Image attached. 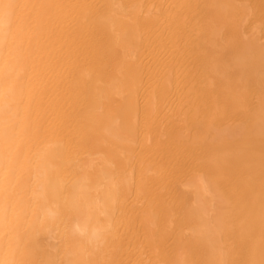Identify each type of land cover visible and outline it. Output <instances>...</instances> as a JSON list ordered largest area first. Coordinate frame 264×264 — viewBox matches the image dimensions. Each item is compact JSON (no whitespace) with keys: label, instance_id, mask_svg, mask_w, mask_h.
I'll return each instance as SVG.
<instances>
[{"label":"bare ground","instance_id":"1","mask_svg":"<svg viewBox=\"0 0 264 264\" xmlns=\"http://www.w3.org/2000/svg\"><path fill=\"white\" fill-rule=\"evenodd\" d=\"M16 1L17 0H15V5H16ZM87 1L88 0H86L85 3H87ZM89 1L91 8L89 7L88 4L87 6L90 8L88 13H90L91 16L88 15L87 17L91 18V22H89L91 23L89 25L91 26V28H89L88 26L89 30L91 29L90 30L91 32H89L88 30V32L91 34V35L89 34L91 36V41L89 42L88 41L89 39L88 40L85 39V41H88L89 44L91 43V49H90L91 51H87L86 49L84 50V55H86L85 54L86 52H88L89 54L87 59L85 58L84 64H86V66L90 65L94 69V72L95 71L97 72L95 73L90 72L91 73L90 74L88 72L89 68L85 67L86 69H88L86 70L83 67L84 65L81 66L82 70L81 69L79 70L78 67L80 68L81 61L79 60L80 65L75 61L79 65L76 67L75 65L77 64L74 65V67L77 68L74 71L79 70L77 71L78 72L77 80L79 82H82L83 84V80L87 78L88 80L87 79L86 80L93 85V87L91 85L89 86H90V90H93L94 92L93 95L95 96L93 100L94 102L95 100L98 99V102L99 103L101 102L100 104H102L103 99H109V101L112 100V103H114V102H119V99L116 101L117 98L115 99V97H120V99L122 100L123 98L124 99L127 98L128 103L127 104L125 103L126 106L123 107L124 110H130L131 112L128 114L125 113L126 119H124V121L122 120L121 116L119 117V115L114 113L116 109L114 112L112 111L113 113L110 112L113 109H111L110 111H105L103 113L102 111L101 113H98V111L100 110L99 106L101 107L100 104L99 106H96L94 104L93 107L92 105L88 107L86 104L85 106L88 108L86 109L85 107L86 110L84 109L85 111L83 112L82 118L81 116H79L81 119H83L82 121L78 119L79 117L76 116L75 113L74 118L76 119L78 117L77 118L79 120L78 122L83 123L82 124L83 127L85 123V127L83 129L85 130V128L88 127L87 129L89 131L87 129L85 131L82 130V126L78 122L77 123L79 125L75 123L77 125V128L81 129L82 133L89 132V134L84 133L85 134L84 136V134H82L79 129L78 130L76 129L78 133L81 134L80 136H83L84 138L87 137L88 139L84 140V138H82L83 139L82 141L81 137L79 138L77 133L76 135L78 136L79 140H81V142L74 141V144L72 143V145L75 148L74 147L72 148L77 150V148L79 147H76L77 145L76 142L77 143L79 142L80 147L82 146V144L84 148L88 146L90 147L91 152H87L86 155L85 152L83 151L84 149L81 151L78 150L77 151L79 152L78 154H80V152L82 153L84 152V155L86 157L83 158L82 156V158H79L77 160L73 158L71 161H69L70 159L68 156L69 163H67V165L69 167L68 166L67 167L69 169H67L66 172L67 174H66L65 173L66 170H64V172L62 170L64 169L63 166H65L67 158L65 160V163L64 161L63 162L61 161L62 150L60 148L63 149L62 140H65L66 138L65 136H67L68 135L67 133H69V131L71 130L70 128H68L69 126L66 127L70 129L68 130V132L65 131L66 128L64 130L66 132L64 133L65 136L63 135L64 138H62L63 136L59 135L60 133L56 134L57 126L59 125L55 126L56 128V130H54L56 132L55 136L56 137L61 136L62 138V140H60L62 144L61 146L59 145V142L58 144L54 143V140L50 136L49 137L50 139H48L45 142L43 141L44 143L43 142L41 143L42 147L37 148L36 146L38 144L36 145V143L38 142L35 143V139L38 136L40 137L42 135L40 128H39L40 135L38 133L37 136L35 129H34V133H31V131L28 129L29 127H31V125H33L32 122H30L31 119L29 120V125L27 124L25 126V124L28 122V120H25L24 117L26 116L27 113L26 111L29 110L31 114V109L28 108L30 102L28 101L29 102L27 103L28 106L26 105V103H24L28 109L27 108L25 109L26 106H21V108L23 107V110L21 109V112L24 111L22 112L23 115L21 114V112H19V114H16L15 112V110H17L18 104L19 107L21 104H23L22 99L24 101V98L27 97V93L24 94L26 92L23 89L25 88L23 87L24 84L22 83L21 84L22 86L19 84L20 82H23L22 80L18 82V84H16L17 82L12 83L10 77L14 78L13 76L16 77L18 76L16 79H14L16 81L18 78H20V71H21L22 75L25 76L24 79H26V75L23 74L26 72V69L25 68L21 69L22 67L21 65H23L24 62L22 63L20 61L21 58L24 61L23 57L25 58V56L28 55L29 50L28 51L26 50L28 53L26 51L24 52L21 48L22 46L21 47L18 46L22 50L21 53L22 52L25 53L24 54L25 56L23 57L19 55L21 53H18V51H20L18 47H17L18 48L17 51L16 49L13 50L14 53L16 51L14 58H16L17 54L20 58V61H18V63L16 59H15L16 61H14L15 63H17L18 67L15 63L10 61L11 58L13 57L10 56L11 53L10 54L7 53L8 58L10 60L6 57L7 55H4L3 57L2 48L6 44H8L10 37H13L11 34H13L16 31V30L14 31L13 29H14L15 21L17 19V17L15 16L17 14H15V10L13 9L15 7V6L13 7L14 4L13 0H0V81L2 82V83L0 82V264H31V263L32 264H96V261L97 264H100L101 261L100 263L98 261L102 255L105 256L104 253H106V251L109 248V247L107 248V245L109 243L112 244L113 241L112 239L115 238L118 239L119 237L124 238L125 233L123 234L121 233V229L123 227H124L123 228L124 231L125 229H127L128 232L127 231L126 232L128 236L129 234L132 233L134 235V231L135 232L137 231L138 234L137 238L139 237V234L146 236V234L144 233H147V235H149L148 231H151L150 230L151 226L152 225L155 226V224L151 222V217L153 216L152 220L153 218L154 221L160 219L156 223L160 221L162 223V226L163 223L166 222V228L165 225L163 226L165 232L163 231L162 234L165 233V235H167L169 231L172 232L173 230L175 231V229L173 228H171L172 230H170V227L172 226L176 227V225L174 226L173 224V222H177V220H179L177 217H174L176 216V213L179 214L181 217L183 216V218H185V219L182 218L181 220L182 221L185 220L184 222L187 224L188 227L184 224L185 227L181 226V228L184 227L182 228V230L186 229L185 232L183 231L185 234L181 235L182 234V230H181V234H180L181 236H178L179 233L175 235L177 237V238L175 237V241L177 240L176 242L179 244L178 247L176 246L177 247L176 249H179L178 251L181 252L179 253L178 251L175 250L176 255L178 254L177 256L178 258L177 260L175 258L172 264H191V263L192 264H240V263L264 264V40H263L264 26L261 25L262 23H260L259 26H263V31L261 32L260 30L262 29L259 30L258 29L259 26L258 28H256L255 25L254 28L253 25L255 23H252L253 24L252 25L251 20H248L249 18L248 15L251 16V11L249 12L248 9L252 8V1L250 2L251 4L249 3L248 0H89ZM246 1L249 3L248 5ZM255 2H257V0ZM263 2L260 1V3ZM35 3L37 5L38 2H36L35 0ZM43 3L46 5L47 1L45 0V2ZM21 4L24 5V3ZM263 4L261 5V7H263ZM28 5L30 6V4ZM20 6L21 5L19 4L18 9ZM254 6L256 7V5ZM39 7L41 8V6ZM255 7H253L252 9L254 11V12L252 11V13L253 14L255 13L254 17H256V15L260 11L262 12V14L259 13L258 15L263 16L264 9L258 10V6H257L256 7L257 12L259 11L257 13L254 10ZM34 8H35V4H34ZM45 9H47V7ZM31 10L34 11L35 9L34 10L31 9ZM41 11L44 13L45 10H41ZM36 12H38V10ZM84 14H85L84 16L86 17V12H84ZM37 16H39L37 18L39 21L35 19V22L38 23L40 22L41 16L38 14ZM260 16L258 17L260 18ZM185 18L190 20V24L187 26L189 27L188 29L186 28L187 25L186 20L184 24ZM256 18H252V19H256ZM261 19L263 20L264 18L262 17ZM16 22L19 24V20H17ZM22 22L25 23L28 22V20L25 21L23 19ZM194 22L196 23V25L194 26V30L192 31V28L190 26L192 24L193 27ZM37 23L35 25H37ZM27 24H29V22L26 23V27ZM40 24L43 25L45 23L41 22ZM81 25L83 24L81 23ZM40 26L38 27L41 28V30L39 29V31L41 32L43 28ZM251 26L253 27V29L250 30ZM32 27H30V29ZM22 28L19 31H22ZM26 31L28 30L26 29ZM165 32L167 33L170 32L173 38L176 37V39H178L179 36L181 40L183 39L184 42H186V40L189 41V42L187 41L186 43L187 44L189 43L190 46L187 47L190 48L188 49L190 53V62L189 60H187V56L189 53L185 51L183 48H180L181 46L175 47L174 52H172V54L178 53L179 57L180 55L181 57H183L182 59L183 61L185 58V53L183 56L181 54L182 50L180 51V49H183L184 52L187 53L185 61L186 62L188 61L187 65L189 66L184 68L183 70L186 69L188 75L187 76L185 75V77H187L186 81L185 78L182 77L184 79L182 83H184L185 81L186 85L184 84V90L183 89L180 90L182 93L184 92L185 96H187L191 100L190 101L191 103H193L192 101L195 100L196 102L197 100L199 102L197 103L200 104L198 107L201 106L200 108L201 115L199 116V119L201 117L202 119L200 121H198L199 119L196 120L198 122L194 124L189 123L191 122L190 121L191 118L190 119L188 118L187 120L189 121L188 123L190 125L194 126V129L196 131V133L194 131V133L196 134L194 137L196 143L194 142L193 138L191 139L192 135L191 137H189L193 129L190 130L191 126L187 127L189 125L188 123L186 127H183L184 129H181L179 128L180 125L179 127L175 126V124L177 125L176 121L174 122L175 124L173 123L174 117L173 119L171 118L173 121H170L171 119L168 120L170 122V125H172L170 126L171 129L173 128V131L175 129L174 135H173L174 132H172L171 129L164 127L165 124L167 125V123L169 125V122H164L165 123L163 124L164 126L160 124L163 122V119L165 117H166L165 119H168L169 116H171L174 112H176L177 107L174 109L171 115L169 116L167 115L168 117L166 115H162L164 116L162 122L160 120V117H158V115H157L158 118L157 120L160 121L159 123L157 120L153 119L154 122L156 121L159 124L158 125L157 123H154V125L157 124L156 126L158 128L156 129L155 126L153 129V130L156 129L155 133L159 134L157 135V137L151 135L152 133L154 134L153 130L150 132L151 126L153 125V120L151 121L152 125L150 124V127L148 126L147 128L142 127L143 128L142 130L141 128H138L139 126H135L138 125L137 122L133 123L132 121L133 117L141 115V113L142 114L146 113L145 114L146 116L144 115V117L148 116L150 118L149 116L150 111L148 110L149 108L152 109L151 114L154 116L156 115L155 113L156 111L155 109H153L155 107L157 112L160 111L159 115L161 112L163 113L162 109L161 110L157 109L158 105H160L158 106V108L160 107L162 108L163 105V104H158V102L160 103L159 99L162 97L161 103L164 100L166 101L168 100V98L164 97L166 96L165 93L167 86L168 88L171 87V89L174 90V87L171 84H175L176 81L173 83L171 82L174 80L175 77L173 78V80L170 77V80L172 81L169 82L170 81L169 66H172L174 63L171 64L172 63L171 61L169 62L171 65L167 63L168 68L166 67L167 64L166 66L163 65V67H165L168 71V76L166 75V73L161 75L160 71L161 70L164 71V68L160 67L162 66V63L161 65L160 64L155 65L159 63L158 61H160L161 59L160 57H163V55L161 56V54L167 49V47L170 48L169 45L166 48H164V46L167 45L166 43H168L167 40L166 41L164 40L167 39V36L166 38L165 36L164 38L162 37L163 33ZM83 33L84 32L82 31V34ZM29 34L30 33L27 34L28 37L31 36V35L29 36ZM86 35H88V33H86ZM184 37L186 38V40ZM148 38H152V41L151 39ZM38 39H36V42ZM148 41H150L151 43ZM30 43L31 42H29L28 45H30ZM177 44L178 42L176 43V45ZM39 46H37L38 49ZM145 46H147L146 49ZM10 48L8 47L7 49ZM88 48L89 47H87V49ZM143 48L145 50H143ZM177 48L179 51H176ZM145 51L147 53L149 52L148 55L153 53L157 56L158 63L155 62L154 65L152 64L154 69H156V67L161 68V70L160 68L157 69L159 70L158 72L160 76L156 74L155 76H152L156 72L155 70H151L152 69L151 68L150 70L154 71V73L151 72L150 73L151 75L146 73L147 75L150 76V78H148L149 80L147 78L145 79L143 78L144 80H142V77H146L143 76L145 75L143 74V72L145 73V70L147 72V68L149 67L144 65L145 63L143 59L145 58L144 56L147 54L145 53ZM166 51L165 53L169 52ZM170 53L171 51L167 54V57L169 56ZM158 54H160L159 55L160 57L158 56ZM155 55L151 56L152 57L151 63L154 61V58L156 59ZM78 56L79 55L77 54L76 57ZM173 56L171 57L169 56V60L171 58L172 61L181 59V58L178 59V57H176L177 59H175V56L174 58ZM151 57H146V59L147 58L151 59ZM79 59L82 60V58ZM29 60H31V58ZM182 61L180 60V63ZM185 61L183 63L186 65ZM26 62L27 64H30V62H28V59ZM176 63H178V61H176ZM19 64H20V69H19V73H17L16 72L17 70L15 69L19 68ZM40 65L41 64H38V66ZM147 65H149V63ZM175 65H177L178 67L179 63ZM27 66L28 65H26V67ZM31 66L33 67V65ZM35 67L36 65L34 66V68ZM94 67H98V69L95 70L96 68ZM183 67L180 68L182 69ZM83 68L85 71L83 70ZM172 68H170V70L173 71L175 68L173 69ZM180 68L179 70H177V72L182 71ZM23 70H25V72H22ZM175 70L173 71V73L171 71L172 75L176 73ZM167 71L165 70V72ZM182 74L184 76V73ZM1 76H4L5 78L7 77V79L5 80L7 81L11 80L8 81V83L10 82L11 83L6 84L7 82H4L1 79ZM92 76L94 79L92 78ZM146 79L147 81L154 79L153 80L154 82L152 81V83L153 86H156V88H154L155 90L152 92L148 90V92H150L148 93L146 89L150 84H146L147 82L146 81L145 90L147 93L145 94L144 92V94H142V90L140 89L141 85L139 86V84H141V82L145 81ZM87 83L85 85H87ZM155 83L156 85H154ZM179 83H181V81H179ZM177 84L175 85L177 86ZM79 87H81L80 84ZM79 87L77 88L79 94L78 97L76 96L77 97L76 102H78L79 96H80L79 98L80 100L82 98L80 94H82L83 90L82 88ZM142 87L143 85L141 86V88ZM79 89L82 90V92H80ZM176 90L177 89H175V92ZM22 92H24L23 93L24 96L22 95ZM86 92H87V88L85 89V93ZM87 93L91 94V92H87ZM87 93L85 97L87 96ZM176 94L180 95L181 93L176 92ZM221 94L223 95V97ZM181 95L183 97V94ZM122 96L124 97L122 98ZM89 97L90 96H88L87 98ZM29 98L27 100H29ZM218 98L220 100L222 99L223 103L225 104H227L228 102L230 103V101L232 100V104L230 103L231 105L229 104L228 106H226L224 104V106H226L227 109L229 107V112L226 111V114H230V118L232 121L230 123H234L237 120L236 121L237 124L236 123L227 124V122L226 124L221 123L222 119H224V121H228L230 119L229 116L225 114L224 116L222 114V117L216 118L218 114L216 115L215 113H213V111L214 108H217V106L213 108L210 103L215 99H217L218 102L219 101ZM85 99H83L82 101H84ZM18 100L21 101L18 102ZM174 101H177V98ZM84 102L86 103L89 102V104L91 103L88 100H85ZM123 103L119 105V108ZM182 103L183 102L181 99V103H178L180 104V107H178V109L180 108L179 110L181 111H182L181 106L183 105ZM191 103L186 105L190 106ZM219 103L217 105L221 106L222 104L220 101ZM115 104L117 105V103ZM167 104L165 105V107H167ZM176 104L177 103H175L174 106ZM36 105L39 106L38 103ZM41 105L42 102H40V106ZM104 105L106 107V103ZM107 106L109 105L107 104ZM185 106L184 108L186 109L187 107ZM192 106L190 108H192L193 111H196L197 109H195V107L197 106L195 105H194L195 107ZM30 107L33 108L34 106L31 105ZM96 108H98L99 110ZM34 111L37 112L39 111V109L37 111L36 110ZM186 111L187 110H185V112ZM237 111H240L241 113V115L237 113L239 117L236 116L235 112ZM153 112L155 114H153ZM32 113L33 114L31 115V117L34 116V120H36L34 115L36 113H34L33 111ZM37 113L39 114V112ZM68 113L70 112L68 111ZM168 113L169 112L167 111V114ZM191 113L193 112L191 111ZM234 113H235L234 115L235 119L232 120L234 117L232 114ZM51 114L52 113H50L49 115ZM21 115L24 118L21 117L20 120ZM77 115H80V112ZM141 116L143 117V115ZM141 116L140 118L137 117V119H140V121L142 122H140L139 120H135V118L134 121H139L140 125L141 123H143L144 125L146 119L145 120L143 119L144 120L143 121L141 119ZM172 116H174V114ZM179 116L177 117L179 118ZM226 116H228L227 117L228 120H226L227 119L225 118ZM57 117L59 118V116ZM196 118H198V115L196 116ZM48 119L49 118L47 117L45 121L43 120L45 122L44 125L49 124L50 121H48ZM77 119L75 121H77ZM165 119L164 121H167ZM183 119H185V116ZM50 120H52V117ZM176 120L178 119L176 118ZM39 121L41 120L39 119ZM47 121L48 123H46ZM64 122L65 119L63 120V123ZM72 122L71 123L69 122L71 124L70 127L72 126ZM35 123H37V121H35ZM40 125L43 124L40 123ZM64 125L66 126V124ZM76 125L74 126V128L76 127ZM36 126L37 125H35V127ZM43 126L42 128L44 127L47 128V125L44 127ZM177 127L179 128V130H185L186 128V130L190 132L188 134V132L185 130L188 135L186 134V136H183L184 133H181V131L179 132ZM58 129L60 128L58 127ZM167 129L170 130L171 132L170 131L166 132L168 131ZM36 130L38 129L36 128ZM45 130L46 129H43L42 131L45 132ZM62 130L58 132L62 133ZM27 131L29 132V134L30 133L31 135L33 134L34 138L35 136H37L34 139L33 136L30 135L31 136L30 139H33L32 141L31 140L30 141L34 142V146L36 147L34 148L36 149V151L34 150L35 151L34 154L33 152L32 154H30L33 148H30V146L28 147V142L26 139L29 136V134H27L28 133ZM54 131H52V135L54 134ZM146 131H149L151 136H148L149 132L147 133ZM176 131L177 133L179 132L178 135L180 139L183 137V139L188 140L190 143H188V146L185 148L184 147L185 145L183 146V144H181L183 143V141L181 142V140H179L181 143H179V141H176L177 145L173 143L174 144L173 146L175 148L174 149L175 152H174L172 148L171 138L177 135ZM49 132H48V136H49ZM161 133H163V135L166 134L165 135L166 137L164 138V136ZM180 133L182 135H180ZM167 134H169L171 137L168 138L171 141L167 140L171 143L170 145L168 142V148H167V143H165L167 142L165 139L167 138V136H169ZM76 135H74L72 139H75L77 137ZM142 135H144L145 137H142ZM161 135L163 136L164 139H162ZM93 136L95 137L93 138ZM89 137H91V139L92 138L95 139V141L97 142L92 141ZM149 137H152L153 139ZM42 138L43 137H41V139ZM58 138L57 140L60 139ZM189 138L192 142L189 140ZM51 139L53 142L49 141ZM88 140H90L91 142H95L94 143L95 146L98 143V145H100V147H98L99 150L96 151L98 148L94 146L96 148L95 150V148L92 146V143L90 144V141L88 142ZM163 141L165 144H163ZM31 142L29 143V145L32 144ZM133 142H135V144L137 142L136 146L138 147L140 146L137 153L139 156L138 159L142 161H144V158L140 159V157H146L143 156L145 153L148 155V153H150L151 150L152 151H154V149L156 150V148L160 144H163L160 145L161 146L160 149L163 148L165 145L166 148L165 147L164 148L167 151L165 152L164 150L165 153H168V150L171 151L170 147L172 148V151L176 153V151L179 148V145L180 146L182 145V147H180L179 150L184 147L185 148L183 149L184 152L181 151L184 155L181 152L177 151V153L180 154L178 158H180L181 155L182 158L184 157L186 159L187 157L186 161L185 160L184 161L187 162L188 165L190 163L188 159L189 160L191 159L193 161L197 160L195 164L193 162L192 164L195 165V168H197L198 171L196 174L193 173L195 175H193L192 177H188V175L189 176L191 175L187 173L189 172V170L191 171L190 168L193 167L192 169H194V166L193 165L192 167L191 165L188 166L186 163L187 166L185 167L184 164L185 171L184 170L183 171L186 172V170L189 167L190 168L188 169L186 174L182 173L183 172L182 169H180L177 163L174 161L178 159V158L174 159V157H176L178 154H175V156L173 157V155L172 156L170 155L171 153L170 154L168 153L169 155L167 154L168 156H166V154H164V152L161 150L162 153L160 154H162V156L164 154V156L163 157L159 156V158H157L159 147L156 150L157 152L154 151L156 153L155 155L156 158H154V155H151L152 152L150 153L149 156L153 158L151 157L146 158L147 161L145 162L147 163H145L144 168H142L141 166V164H143L142 161L140 163L139 160L138 162L140 164H138V167H136L137 163L136 166H134L135 168L128 167V165L130 164L132 165L134 158V157L132 158V154L134 150L133 152L130 151L132 148L131 143ZM103 144L110 149L109 152H107L108 150L105 149L106 146H104L103 149L100 150L101 145ZM65 145L67 144L64 143V146ZM32 146L33 144L31 145V147ZM134 146L135 145H133V147ZM74 149L72 151L75 152ZM69 150L67 151V147H66V151H65L64 148L65 153L66 152L69 153L71 151ZM135 150H137V148ZM102 151L107 153H103ZM97 152L98 153L101 152V154L99 153L96 155L95 153ZM65 153L63 154L65 155ZM73 153H70V156ZM128 153L131 154L130 157L132 158V162L128 158L129 157ZM73 156L76 157V155ZM79 156L81 157V154ZM165 156L170 163L171 162L176 163V164L173 163L174 165L171 164L173 168L171 167V169L168 170L169 173H172L173 171L174 174V172H177L179 170V172L183 175V178H185L183 180L181 175L182 178L181 179L180 174L177 172L179 174V176L177 174V177L181 179V181L177 180V182L178 181L181 182L179 183L180 185L177 183V186L179 185V189L177 186H175L176 187L175 189L173 187L175 184L172 183L176 178V173L175 175H172L169 174L167 170L165 171L164 168H162V171L161 169H159L161 168V166L166 167L167 164H169V162L166 159L165 160L167 161V163L166 161L164 162L163 158ZM70 158H72V156ZM135 161L136 160L134 159V163ZM178 161L179 163H181L182 162L181 158ZM129 162L131 163L129 164ZM162 162L164 166L163 164L161 165ZM61 165L63 167L62 170H61ZM157 169L159 170L157 171ZM173 169L174 170L176 169L177 171L176 170L174 171ZM163 171L169 174V175L167 174L168 180L166 179L168 183L169 181H171L170 175H172V177L174 176L173 179L171 178L173 180L171 181V184H173L172 186L173 188L172 187L168 188V183L167 182L165 183L167 185L168 190L170 191V194H173L174 193L173 191H175V193L178 192L176 193L177 197L174 196L175 193L173 194V196L171 195L172 198L174 197L173 201L170 198L169 199L170 202L167 204H165V200H163V197L165 196V193L167 195V192L169 191H165L166 185L164 186V182H163V186L165 187V189H162L163 186L161 188L162 181L165 180V179L162 180V178L166 176V175L164 176L165 173ZM161 172H163L164 174ZM247 172H248V176L245 175ZM60 173H64L66 174V176ZM149 173H151L152 176L155 175L154 178H151L150 177L151 175ZM158 174H159L158 177H160L161 178L160 180H162L161 184L160 182L158 183V180H155L156 182L154 183L155 184L158 183V184L152 185L154 179L157 177ZM160 174L163 175L160 176ZM147 179H149V182ZM150 180L153 181L151 182ZM144 181L145 183L147 182L146 184L150 183V186L148 187L147 185H145ZM144 185L147 186L148 189L151 188L150 190L147 191V187H146V192L150 191L151 196L150 194L147 195L144 192L145 187H142ZM158 185H160V187H157ZM152 186L153 187L155 186L157 188L153 189ZM159 189H162L164 191L163 193L161 190L164 196L160 194L161 192H159ZM141 194L142 196L140 197L141 198L140 199L139 196ZM143 194H146L147 196L145 195L144 196L146 198L148 197V199L150 197L151 200L149 199V202H147L148 204L149 203L150 204L149 205L147 204L149 208H147L146 210L144 207H142L143 205L141 206L142 208L141 211L145 210L144 212H141L139 210L140 207L138 206L140 204H144L146 200H148L145 198L144 199L145 202H143L144 200L142 201ZM131 196L133 197L135 196V198L137 197V199L135 200L133 199V202L129 201ZM168 196L169 195H167L164 198L167 199ZM137 200L139 202L138 205L136 203ZM134 201L136 206L134 204ZM170 203L171 205L169 206ZM174 205L176 207L174 208L173 211ZM122 212L123 213L128 212L129 215L130 212H132L133 215L132 217L135 219L133 220L136 221L138 224L135 225L138 227L137 229H135V226L133 225V223H135L133 220H132L133 223L125 222L123 226L121 224L122 223L121 220L123 218L121 220L119 219L121 222L116 221L117 214L118 213L121 214ZM128 213H126V215ZM120 214L118 215L120 216ZM172 214L175 215L173 216ZM126 215L122 216L121 214L122 217ZM155 216L157 217V219H155L156 218ZM171 216L173 217L171 218ZM173 218L174 219L176 218V221L174 220L171 224L168 223V221L171 222L170 220H173ZM124 220L127 221V219ZM149 220L151 223H149ZM184 222H180L179 224L183 225ZM169 224L172 226H170ZM118 225L119 226L121 225L122 227H119ZM154 226L153 228L157 230L158 229L157 227L158 226L160 227L161 225L159 223L158 226L157 225L155 227ZM167 228H168V232H167ZM129 231L132 232L129 233ZM172 232H170V235ZM156 233L152 231V234H156ZM127 234L125 237H127ZM165 237L166 236H164V238ZM150 238L151 237H149V240ZM127 239H125V241ZM166 239L164 240L165 242L167 241ZM152 240L151 242H154ZM116 242L118 243L119 241ZM126 242L129 243V241ZM131 243L129 245H131ZM111 244H109L108 246H111ZM117 245L119 246L120 244L118 243ZM186 246H188V249L192 248L190 250L192 253L191 258L192 261L196 263L191 262L190 255H188L189 253L186 252L187 249ZM163 247L165 250V244L163 245ZM121 249L122 248H119V250ZM27 253L30 254L32 253L33 256L34 253L38 254L40 256L39 258L37 257L39 260L36 261L37 255L34 256V261L29 260L32 257L29 255L30 256L29 258ZM127 257H131V256L126 255V258ZM101 258L103 260V257ZM126 258L124 260H126ZM170 259H174V257ZM120 260H119L120 264H133L132 263L133 261L132 262L130 261L132 260V258L129 261L127 259V261L121 260L120 262ZM239 260L242 262H240ZM140 264H145V263L142 262Z\"/></svg>","mask_w":264,"mask_h":264},{"label":"rangeland","instance_id":"2","mask_svg":"<svg viewBox=\"0 0 264 264\" xmlns=\"http://www.w3.org/2000/svg\"><path fill=\"white\" fill-rule=\"evenodd\" d=\"M39 1H41V0H36V2H38L37 3V5H36V3H35V0L33 1V0H17L16 1V5H15V0H13V9L15 10V14H17L15 17H17V19H16V21L17 20H19V24L15 21V25H14V33L13 34H11L13 37H10V40L8 41V44H6L3 48H2V55H3V57H4V55H7L6 57L8 58V54H10L11 53V55L10 56H13L12 58H11V62H13V63H15L14 61H16L17 60V63H18V61H20V58H19V56H18V54H17V56H18V58H17V56H16V58H14L15 57V53H16V51L18 50V48L19 47H21L22 48V50L25 52L26 50L29 52H27L28 53V55H24L25 53L24 52H22L21 53V49L19 48V50L20 51H18V53H21V54H19L20 56H25V58L23 57V59H24V61L22 60V58H21V61L20 62H24V64L23 65H21L22 67H21V69H23V68H25L26 69V72H25V70H23L22 72H25V73H23L24 75H26V79H24V77L25 76H23L22 75V73H21V71H20V78H18L16 81L14 80V79H16L17 77L16 76H13L14 78H11L10 77V79L12 80V83L14 82V83H16V84H18V82H20L21 80L23 81V82H20L19 84L21 85L22 83L24 84V86L23 87H25V88H23L26 92L24 93V92H22V95L24 96V94H26L27 93V97L29 98V96H30V98H29V100H27L28 98L27 97H25L24 98V101H23V99H22V103L23 104H21L20 105V107H19V104H18V107L20 108V110H19V108L17 107V110H15V112H16V114H19V112H21V109L23 110V107L21 108V106H26L27 105V103H29L30 102V104H29V107L28 108H30L31 109V114H30V112H29V110H25L27 113H26V116H24L25 117V120H28V122L25 124V126L28 124L29 125V120H30V122H32V124L34 125V127H35V125H37V126H39V127H33V125H31V127H29L28 129L31 131V133H34V129H35V132L37 133V136H38V133H39V135H40V130H41V132H42V135L39 137H37V136H35V138L37 137V138H39V139H35L34 138V135L32 134L31 135V133L29 134V132L27 133V134H29V136L27 137V142H28V147L30 146V148H33L32 150H31V153L30 154H32V152H33V154H34V152L36 151V149H34V148H40V147H42V145H41V143L44 141H47L48 139H50L49 137L51 136V138L54 140V143H57L58 144V142H59V145L61 146L62 144H61V141L60 140H62V138H64V136H65V134L64 133H66V132H68V130H70L71 131V133H70V131H69V133H67L66 135L67 136H65L66 138H65V140H62L63 142V145H62V147H63V149L62 148H60L61 150H62V155L64 156H62L61 155V161L63 162L64 161V163H65V160H66V158H67V161H66V163H65V166H63L64 167V169L62 170V165H61V170L64 172V170H66L65 171V173L67 172V169H69L68 167V165H67V163H69L68 162V156H69V161H71L73 158H75L76 160L77 159H79V158H82V156H83V158L84 157H86L85 155H84V152H85V154L87 153V152H91V149H90V147H88V146H86L85 148L83 147V144H82V146L80 147L79 145H80V143L79 142H81V140L83 141V139L82 138H84L83 136H80L81 134H79L78 133V129L79 128H77V125H79L78 123H80V122H78L79 120L78 119H80V121H82L83 119H81L82 118V115H83V112L90 106V105H92V107H93V105L95 104L96 106H99V104L101 103H99L98 102V99L97 100H95V102L93 101L94 100V98H95V96H93L94 95V92H93V90H90V86L89 85H91L92 87H93V85L92 84H90L89 83V81H87L88 79L87 78H85L84 80H83V84H82V82H79L78 80H77V74H78V72L77 71H79L82 67V65H84L83 67L85 68V67H87V68H89V70L88 69H86V70H88V72L90 73H95V72H97V71H95L94 72V69L89 65V66H86V64H84V60H85V58L87 59V57L89 56V54H88V52H86L85 54L86 55H84V50L86 49L87 51H91L90 49H91V43L89 44V42L91 41V34L89 33V32H91L90 30H89V28H91V26H89L91 23H89V22H91V18L90 17H87L88 15L89 16H91V14L90 13H88L89 12V10H90V4H89V0L87 1V3H85L86 2V0H46L47 1V4L45 5L43 2H45V0L43 1H41V2H39ZM249 1V3L252 1V8H250V9H248V11L250 12L251 11V16H249L248 15V20H251V24L252 23H255L254 25H253V27L255 28V25H256V28H258V26L260 25V23H262L261 25H263L264 26V19L262 20L261 18L263 17L264 18V15L263 16H260V15H258L259 13L260 14H262V12L260 11H258L257 12V6H258V10L259 9H264L263 7H264V0H257V2H255L256 0H248ZM253 1H254V3H253ZM259 1V2H258ZM260 1L261 2H263V3H260ZM20 2V3H19ZM30 2V3H29ZM31 2H32V4H31ZM81 2V3H80ZM247 2V1H246ZM21 5L20 7H19V9H18V5L19 4ZM21 3H24V5L23 4H21ZM26 3V4H25ZM248 2H247V5L249 4ZM28 4H30V6L28 5ZM34 4H35V8H34ZM87 4L89 5V7L87 6ZM251 4V3H250ZM263 4V7H261V5ZM26 5V6H25ZM31 5H32V7H31ZM82 5H83V7H82ZM254 5H256V7L254 6ZM39 6H41V8L39 7ZM46 8L47 7V9H45L44 7ZM78 6V7H77ZM81 6V7H80ZM87 7V8H86ZM249 7H250V5H249ZM248 7V8H249ZM253 7H255V12H257L256 14L258 15V16H260V18L256 15V17L257 18H259V19H261V20H259V19H257L256 17H254V15H255V13L253 14L252 13V9H253ZM24 10H23V9ZM85 8V9H84ZM17 9V10H16ZM21 9V10H20ZM31 9H35L34 11H32ZM171 9V8H170ZM169 9V10H170ZM26 10V11H25ZM38 10V12H36ZM40 10V11H39ZM41 10H45L44 11V13L41 11ZM169 10H168V12H169ZM31 11H32V13H31ZM264 11V10H263ZM16 12H19V13H16ZM35 12H36V14H35ZM79 12V13H78ZM84 12H86V17L84 16L85 14H84ZM254 12V11H253ZM88 13V14H87ZM22 14V15H21ZM27 14V15H26ZM28 14H29V16H28ZM37 14L38 15H40L41 17H40V22H35V19L36 20H38L37 18L39 17V16H37ZM264 14V13H263ZM25 15V16H24ZM81 15V16H80ZM83 15V16H82ZM19 16V17H18ZM24 16V17H23ZM27 16V17H26ZM20 17H21V19H20ZM43 17V18H42ZM28 20V22H29V24H27V27H26V23H28V22H22L23 21V19L25 20V21H27L26 19ZM29 18H31V19H29ZM252 18H256V19H252ZM80 19V20H79ZM31 20V21H30ZM45 20V21H44ZM88 20V21H87ZM185 20H186V28L188 29L189 27H187L189 24H190V20L189 19H184V24H185ZM256 20H257V22H256ZM259 20V21H258ZM33 21H34V23H33ZM39 21V20H38ZM44 21V22H43ZM253 21V22H252ZM21 22V23H20ZM45 23V24H40V23ZM84 22V23H83ZM86 22V23H85ZM37 23V25H35ZM81 23L83 24V25H81ZM89 23V24H88ZM198 24V23H197ZM22 25V26H21ZM24 25V26H23ZM40 25H42V26H40ZM85 25V26H84ZM196 25V23L194 22V24H193V27H192V24H191V28H192V31L194 30V26ZM32 27V26H34V27H32L31 29H30V27ZM38 26H40V27H42L43 29H42V31L41 32H43V33H41L40 31H39V29L41 30V28H39ZM84 26V27H83ZM88 26H89V28H88ZM198 26V25H197ZM263 26H259V30L260 29H262V30H260L261 32L263 31ZM22 27H24V28H22ZM37 27V28H36ZM81 27V28H80ZM87 29H86V28ZM253 27L251 26L250 27V30L251 29H253ZM21 28H22V31H19V30H21ZM197 28V27H196ZM196 28H195V30H196ZM26 29L28 30V31H26ZM82 29V30H81ZM38 30V31H37ZM85 30V31H84ZM88 30H89V32H88ZM23 31H24V33H23ZM34 31H36V32H38V33H36V32H34ZM82 31L84 32L83 34H84V36H83V34H82ZM167 31H169V30H167ZM27 32V33H26ZM32 32V33H31ZM40 32V33H39ZM17 33V34H16ZM28 33H30L29 34V36L30 37H28ZM86 33H88V35H86ZM20 34H21V36H20ZM42 34V35H41ZM90 34V35H89ZM165 34V35H164ZM166 34H169V35H166ZM18 35V36H17ZM35 35V36H34ZM40 35V36H39ZM170 32H165V33H163V38H164V36H165V38H166V36H167V39H164L165 41L167 40V42L169 43H166L167 45L166 46H164V48H166L168 45L170 46V48H168L167 47V51H171V53L169 54V56L171 57V56H173L174 54H176V53H174V54H172V52H174V48L175 47H180V48H183L185 51H187L188 53H189V50L188 49H190V48H187L188 46H189V43L187 44L186 42L188 41V40H186V36L184 37L185 38V40H186V42H184L183 41V39L181 40V38L178 36V39L180 40H178V39H176V37L175 38H173L172 37V35H171V38H172V40H171V38H170ZM38 36H39V39H38ZM78 36H80V37H78ZM25 37V38H24ZM28 37V38H27ZM41 37H42V40H41ZM19 38V39H18ZM23 38V39H22ZM33 38V39H32ZM80 38V39H79ZM168 38H169V40H168ZM36 39H38V40H40V41H42V42H40V41H38L37 40V42H36ZM85 39L86 40H88V41H85ZM148 39H151V41H152V38H148ZM176 39V40H175ZM14 40V41H13ZM21 40V41H20ZM29 40V41H28ZM31 40V41H30ZM34 40V41H33ZM80 40V41H79ZM262 40V39H261ZM264 40V39H263ZM24 41H25V44H24ZM181 41H183L184 42V44H183V42H181ZM11 44H10V43ZM21 42H23V43H21ZM28 42V43H27ZM29 42H31L30 43V45H28L29 44ZM39 42V43H38ZM81 42V43H80ZM88 42V43H87ZM148 42H150V41H148ZM178 42V44L176 45V43ZM189 42V41H188ZM34 43V44H33ZM78 43V44H77ZM151 43V42H150ZM186 43V44H185ZM11 46H10V45ZM14 44H15V46H14ZM21 44V45H20ZM33 44V45H32ZM44 44V45H43ZM76 44H77V46H76ZM81 44V45H80ZM84 44V45H83ZM86 44V45H85ZM147 44V43H146ZM171 44H172V46H171ZM175 44V45H174ZM182 44V45H181ZM7 45H8V47L10 48V49H7L8 47H7ZM35 45V46H34ZM40 45V46H39ZM19 46V47H18ZM37 46H39V49L37 48ZM42 46V47H41ZM148 46V45H147ZM147 46H145V49L147 48ZM183 46V47H182ZM18 47V48H17ZM25 48V50H24V48ZM32 47V48H31ZM44 47V48H43ZM79 48V49H77V48ZM86 47V48H85ZM87 47H89L88 49H87ZM190 47V46H189ZM82 48V49H81ZM187 48V49H186ZM16 49V51H15V53H14V51L13 50H15ZM33 49V50H32ZM37 49H38V52H37ZM144 48H143V50H145ZM170 49V50H169ZM173 49V50H172ZM183 49H180V51H181V54L184 56V53H185V58H184V60L182 61V59H183V57H181V55H180V57H179V55H178V53L176 54V55H174L175 56V59H177L176 57H178V59H180L182 62L181 63H183L185 60H186V56H187V53L186 52H184V50ZM79 52H78V51ZM165 50V51H166ZM7 51V52H6ZM10 51V52H9ZM40 51V52H39ZM77 51V52H76ZM80 51H82V52H80ZM165 51L161 54V56L163 55V57H164V59H163V57H160L159 55L160 54H158V56L162 59V61H161V59H160V61H158L157 62V56L155 55V54H153V53H151L150 55H148L149 54V52L147 53L146 51H145V53H147L144 57V65L145 66H149L148 68H147V72H146V70H145V73L143 72V74H145V75H143V76H146V77H142V80H144L145 78H150V76L149 75H147V74H150L151 72H153L154 73V71H151V70H155V72L156 73H154L152 76H155V74L156 75H159V70H157V69H159L160 67H163V65H165L166 66V64L168 63L169 65H171V64H173L172 66H169L170 68H172L173 66V68H175L176 69V67H177V65H175V64H178L179 63V65L181 64L180 63V60H176V61H178V63H176V61H172L171 59L169 60V56L167 57V54L169 53V52H167V53H165ZM176 51H179L178 50V48L176 49ZM32 52H34V53H32ZM37 52V53H36ZM8 53V54H7ZM12 53H13V55H12ZM81 53V54H80ZM83 53V54H82ZM36 54V55H35ZM43 54V55H42ZM77 54L80 56H78L79 58H82V60L81 59H79L78 57H76L77 56ZM164 54H166V55H164ZM180 54V53H179ZM37 55H39V56H37ZM47 55H48V57H47ZM76 55V56H75ZM155 55V57H156V59L154 58V61L151 63V60H152V57L151 56H154ZM9 56V57H10ZM39 58V60H38V58ZM42 56H43V59H42ZM50 56V57H49ZM75 56V57H74ZM174 56H173V58H174ZM188 56H189V59H188ZM188 56H187V60H189V62H190V53L188 54ZM35 57V58H34ZM146 57H151V59H146ZM31 58V60H29ZM34 58V59H33ZM47 58V59H46ZM166 58V59H165ZM167 58H168V60H167ZM12 59H13V61H12ZM16 59V60H15ZM27 59H28V62H30V64H27ZM37 59V60H36ZM49 59V60H48ZM53 61H52V60ZM174 59V60H175ZM26 60V61H25ZM52 62H51V61ZM79 60L81 61V65H80V63H79ZM150 60V61H149ZM80 65V68L78 67V69L79 70H76V71H74L75 69H77V68H75L76 66H79L76 62ZM149 63V65H147L148 63ZM164 61V62H163ZM172 62L171 64L169 63V62ZM36 62H37V64H36ZM39 62V63H38ZM42 62V63H41ZM75 62V63H74ZM158 63V64H155V65H161V63H162V66H160V67H156V69H154V67H153V65H154V63ZM17 63H15L16 65H17ZM21 63V64H22ZM33 63V64H32ZM44 63V64H43ZM50 63V64H49ZM83 63V64H82ZM87 63V62H86ZM147 63V64H146ZM164 63V64H163ZM185 63H186V65L184 66L183 64H181L180 66L178 65V67H177V69L175 70L176 71V76H175V74H173L172 75V73H173V71L172 70H170V68H169V71H170V73H169V80H170V77L172 78V80H173V78H174V80L172 81V80H170L169 82H171V83H173V82H175V84H177V82H178V84H180V85H178L177 84V86L175 85V84H171L173 87H174V90L173 89H171V87H169L170 88V90H169V88H168V86H167V88H166V96H164V97H166V98H168V102L166 101V100H164L162 103H161V98L159 99L160 100V103L158 102V104H163L162 105V108L160 107V108H158V106H160V105H158L157 106V109H159V110H161L162 109V111H163V113L161 114L160 113V115L162 116V115H171L172 113H173V111H174V109L176 108V112H174L173 114H174V116H167L168 117V119H165V120H167V121H164V119H163V117L164 116H160L159 115V112H157V110H156V107L155 108H153V109H155V113H156V115L154 116V115H152L151 114V111H152V109H150L148 106V110L150 111V118L147 116V117H144V115L146 114V113H141V115H143V117L141 116V115H138V116H135V117H133L132 118V121H133V123H136L137 122V124L138 125H135V126H139L138 128H141V130L143 129V128H147V126L148 127H150V124L152 125V120L154 119V120H157L158 118H157V115H158V117H160V120H161V122H162V119H163V122L162 123H160V124H162V126H164L163 124H165L164 122H169L168 120H170L171 118L173 119V117H174V121L171 119L170 121H173V123L176 121V123H177V125L175 124V126H178L179 127V125H180V127L179 128H181V129H184L183 127H186L187 126V123L189 122V121H187L188 120V118L190 119V121L191 122H189V123H191V124H194V123H196V122H198V121H200L201 119H202V117L199 119V116L201 115L200 114V111H201V106L200 107H198L200 104H198L199 102L196 100V102H195V100L194 101H192L193 103H194V105L195 106H197V107H195L194 105H193V103H191L190 101V99L187 97V96H185V94H184V92L182 93L181 92V90L180 89H183L184 90V84H185V81H186V78L187 77H185V75L187 76L188 75V73H187V70L185 69V70H183L184 68H186V67H188L189 65H187L188 64V61L186 62L185 61ZM38 64H41L40 66H38ZM52 64V65H51ZM75 64H77V65H75ZM88 64V63H87ZM153 64V65H152ZM168 64H167V68H168ZM26 65H28L27 67H26ZM31 65H33V67L31 66ZM36 65V67L34 68V66ZM44 67H43V66ZM74 65H75V67H74ZM150 65H151V67H150ZM31 66V67H30ZM184 66V67H183ZM17 67H18V65H17ZM40 67V68H39ZM180 67H183L182 69L180 68ZM2 68V67H1ZM27 68H29V69H27ZM37 68H38V70H37ZM84 68H83V70H84ZM90 68H91V71H90ZM94 68H96L95 70H97L98 69V67H94ZM152 68V69H151ZM164 68V71L163 70H161V68H160V72H161V75H163V74H165L166 73V75L168 76V71H167V69L165 68V67H163ZM172 68V69H173ZM179 68L182 70V71H178L177 72V70H179ZM19 69H20V64H19V68L17 69H15V70H17L16 72L17 73H19ZM151 69V70H150ZM32 70H33V72H32ZM40 70V71H39ZM82 70V69H81ZM93 70V71H92ZM165 70L167 71V72H165ZM37 71V72H36ZM39 71V72H38ZM85 71V70H84ZM163 71V72H162ZM171 71H172V73H171ZM185 71V72H184ZM31 72V73H30ZM77 72V73H76ZM157 72H158V74H157ZM33 73H34V75H33ZM90 73V74H91ZM147 73V74H146ZM182 73H184V76H183V74ZM16 74V73H15ZM75 74V75H74ZM181 74H182V76H181ZM17 75H19V74H17ZM31 75V76H30ZM74 75V76H73ZM151 75V74H150ZM165 75V76H166ZM171 75V76H170ZM147 76H149V77H147ZM160 76V75H159ZM166 76V77H167ZM74 77V78H73ZM182 77H184L185 78V81H184V83H182L183 82V78ZM4 78V79H3ZM23 78V79H22ZM92 78H93V76H92ZM144 78V79H143ZM152 78V77H151ZM179 78H181V79H179ZM1 79L4 81V82H7L6 84H10V83H8V81H11V80H5V79H7V77L5 78L4 76H1ZM9 79V78H8ZM28 79V80H27ZM87 79V80H86ZM94 79V78H93ZM147 79L145 80V81H143V82H141V84H139V86L141 85H143V87L141 88V86H140V89L142 90V94H144V92H145V94L148 92V90H150V92H152V91H154L155 89L154 88H156V86H153V83H152V81L154 80H150V81H147ZM19 80V81H18ZM25 80V81H24ZM86 80V81H85ZM149 80V79H148ZM85 81V82H84ZM147 81V82H146ZM179 81H181V83H179ZM1 82V81H0ZM4 82H3V84H4ZM89 84H88V83ZM145 82H146V84H150V85H148V88L146 89L147 90V92H146V90H145V87H146V84H145ZM154 82V81H153ZM2 83V82H1ZM87 83V85H85ZM79 84H80V86L81 87H79ZM85 85V86H84ZM154 85H156V83L154 84ZM186 85V84H185ZM22 86V85H21ZM77 86V87H76ZM88 86V87H87ZM152 86H153V88H152ZM175 86H176V88H175ZM82 88V90H83V92H82V90H80V92H82V94H80L81 95V100L79 99L80 98V96H79V98H78V102H79V104H78V102H76L77 101V97H78V94H79V92H78V90H77V88ZM87 88V92H91V94H89V93H87V96L85 97V95H86V93H85V89ZM151 87V88H150ZM172 87V88H173ZM88 88H89V90H88ZM150 88V89H149ZM92 89V88H91ZM175 89H177L176 90V92H180L181 94H183V97H182V95L180 94H176V92H175ZM78 92V93H77ZM150 92H148V93H150ZM24 93V94H23ZM172 94V95H171ZM223 94V93H222ZM221 94V95H222ZM21 95V94H20ZM32 95V96H31ZM22 96V97H23ZM26 96V95H25ZM77 96V97H76ZM88 96H90L89 98H87ZM176 96V97H175ZM180 96V97H179ZM33 97H34V99L36 100H34L33 99ZM36 97V98H35ZM124 96H122V98H123ZM126 97H129V96H126ZM182 97V98H181ZM222 97H223V95H222ZM74 98H76V99H74ZM85 98H87V99H85ZM117 98V99H116ZM165 98V99H166ZM170 98V99H169ZM176 98H177V101H174V100H176ZM19 99H20V97H19ZM33 99V100H32ZM83 99H85V100H88V101H90L91 103L89 104V102L88 103H86V102H84V101H82ZM115 99H116V101L119 99V102L122 100V99H120V97H115ZM179 99H180V102H179ZM181 99H182V106H181V109H182V111L181 110H179L178 109V107H180V104H178V103H181ZM26 100H27V102H26ZM31 100H32V102H31ZM107 100V101H106ZM128 99L126 98V99H124L123 98V100L119 103V102H114V100H113V102L114 103H112V100L111 101H109V99H103V101H102V104H100L101 105V107L99 106V109L98 108H96V109H98L99 111H98V113H101V111H102V113L103 112H105V111H110L111 109H113V110H111L110 112L111 113H113L114 111H115V109H116V111L114 112L115 114H117V115H119V117L121 116V118H122V120L124 121V119H126V116H125V113L126 114H128V113H130L131 111L130 110H124V107L126 106L125 105V103L127 104L128 103V101H127ZM158 100V101H159ZM184 100V101H183ZM218 100L221 102V106L219 105H217L218 103H219V101L217 102V99H215V100H213L210 104L212 105V107L214 108L215 106H217V108H214V111H213V113H215L217 116H216V118H219V117H222V114H223V116H224V114L225 115H228L229 116V118H230V114H226V111H228L229 112V107H228V109H227V107L226 106H228L230 103L232 104V100L230 101V103L228 102L227 104H225V103H223V100L221 99H219L218 98ZM21 101V100H20ZM19 100H18V102H20ZM29 101V102H28ZM34 101H35V103L37 104H39V106L38 105H36L35 103H34ZM82 101V102H81ZM40 102H42V107L40 106ZM98 102V103H97ZM124 102V103H123ZM165 102V103H164ZM184 102H185V105L186 104H190L191 103V105L189 106V105H184ZM198 102V103H197ZM217 102V103H216ZM24 103H26V105L24 104ZM76 103V104H75ZM84 103V104H83ZM106 103V107H105V104ZM115 103H117V105L115 104ZM118 103H119V105L121 104V103H123L122 105H121V107L119 108V105H118ZM169 105H168V104ZM175 103H177L175 106H174V104ZM87 104V106L88 107H86L85 105ZM98 104V105H97ZM107 104L109 105V106H107ZM115 104V105H114ZM154 104H155V101H154ZM167 104V107H165V105ZM198 104V105H197ZM220 104V103H219ZM224 104L226 105V106H224ZM230 104V105H231ZM31 105H33L34 107V109L32 108V107H30ZM78 105V106H77ZM103 105V106H102ZM111 105H114V106H111ZM172 105H173V107H172ZM179 105V106H178ZM193 105V106H192ZM210 105V106H211ZM28 106V105H27ZM27 106L25 107V109L27 108ZM45 106V107H44ZM118 106V107H117ZM124 106V107H123ZM163 106H164V109H163ZM184 106L185 107H187L186 109L184 108ZM195 107V109H197L196 111H193L192 110V108H190V107ZM36 107H37V109H36ZM77 107V108H76ZM85 107H86V109H85ZM114 107V108H113ZM118 109H117V108ZM183 107V108H182ZM226 107V108H225ZM27 108V109H28ZM46 108H47V110H46ZM172 108V109H171ZM198 108H199V110H198ZM39 109V111H37ZM41 109V110H40ZM44 109H45V111H44ZM85 109V110H84ZM171 109V110H170ZM194 109V108H193ZM194 109V110H195ZM34 110H36L37 112H39V114L37 113V112H35ZM50 110V111H49ZM78 110H79V112H80V115H77V114H79V112H78ZM119 110V111H118ZM124 110V111H123ZM170 110V111H169ZM185 110H187L186 112H185ZM32 111L34 112V113H36V114H34L35 115V118H36V120H34V116H32L31 117V115L33 114L32 113ZM47 111V112H46ZM53 111H54V113H53ZM68 111L70 112V113H68ZM113 111V112H112ZM167 111L169 112L168 114H167ZM179 111V112H178ZM191 111L193 112V113H191ZM221 111V112H220ZM22 112H24V111H22ZM21 112V114L23 115V113ZM29 112V113H28ZM58 112H59V114H58ZM60 112H61V114H60ZM66 112H67V114H66ZM78 112V113H77ZM122 112V113H121ZM165 112H166V114H165ZM177 112H178V114L180 115H178L177 114ZM185 112V113H184ZM242 112V111H241ZM43 113V114H42ZM50 113H52L51 115H49ZM75 113H76V116H81V118L79 117H77L76 119H77V121H75L76 119L74 118L75 116ZM154 112H153V114H155ZM231 113V112H230ZM236 113V116H238L237 115V113H239L240 115H241V113H240V111H237V112H235ZM235 113L234 114H232L233 116L235 115ZM30 114V115H29ZM37 114H38V116H37ZM66 114V115H65ZM121 114V115H120ZM189 114V115H188ZM191 114V115H190ZM20 116V120H21V117L22 118H24L23 116ZM25 115V114H24ZM42 115V116H41ZM46 115H49V116H46ZM60 115H61V117H62V119L64 120L65 119V122L63 123V120L61 119V117H60ZM65 115V116H64ZM71 115V116H70ZM153 117H152V116ZM187 115V116H186ZM198 115V118H196V116ZM18 116V115H17ZM37 116V117H36ZM41 116V117H40ZM46 116V117H45ZM57 116H59V118L57 117ZM140 116H141V119L143 120H145L146 122L144 123V125H143V123H141V125H140V122H142V121H140V119H137V117L138 118H140ZM146 116V115H145ZM177 116H179V118L177 117ZM184 116H185V119H183L184 118ZM189 116V117H188ZM228 116H226L225 118H227ZM233 116H231V117H233ZM19 117V116H18ZM26 117H28V118H26ZM40 117V118H39ZM47 117L49 118L48 119V121H50L51 122V124H50V122H49V124H50V126H49V124H46L47 125V128L46 127H44V126H46V125H44V121L47 119ZM51 117H52V120H50L51 119ZM55 117V118H54ZM73 117V118H72ZM178 119V120H176V118ZM181 117V118H180ZM239 117V116H238ZM38 118V119H37ZM43 118H45V119H43ZM54 118V119H53ZM57 118V119H56ZM72 118V119H71ZM120 118V119H121ZM134 118H135V120H139V121H134ZM152 118V119H151ZM19 119V118H18ZM39 119L41 120V121H39ZM73 119H75V120H73ZM183 119V120H182ZM199 119V120H198ZM235 119V116L233 117V119L232 120H234ZM44 120V121H43ZM57 120V121H56ZM71 120V121H70ZM72 120H73V122H72ZM143 120V121H144ZM154 120H153V125H154V123H157L156 121L154 122ZM196 120H198V121H196ZM226 120H228V118L226 119ZM230 120V121H229ZM228 121H224V119H222V122L221 123H225L226 124V122H227V124H237V120L234 122V123H230V122H232L231 121V118L229 119ZM23 121V120H22ZM35 121H37V123H35ZM39 121V122H38ZM48 121L46 122V123H48ZM54 121V122H53ZM72 122V126L70 127V123ZM148 121V122H147ZM158 121V123L160 122L159 120H157ZM179 121H181V122H179ZM183 121V122H182ZM187 121V122H186ZM239 121V120H238ZM25 122V121H24ZM68 122V123H67ZM78 122V123H77ZM39 123V124H38ZM40 123L41 124H43V125H40ZM57 123H59V124H57ZM77 125H76V124ZM157 123V124H158ZM172 123V122H171ZM183 123V124H182ZM188 123V124H189ZM12 124V123H11ZM52 124H54V125H52ZM64 124H66V126L64 125ZM82 124L83 123H80V125L82 126ZM149 124V125H148ZM157 124H155L154 126L152 125L151 126V130H150V132L154 129V127L157 125ZM186 124V125H185ZM56 125H59V126H57V133L54 131V130H56V128H55V126ZM61 125V126H60ZM76 125V127L74 128V126ZM159 125V124H158ZM42 126L44 127V128H42ZM49 126V127H48ZM69 126V127H68ZM81 126H79V127H81ZM170 126H172V125H170V122H169V125H168V123H167V125L165 124V126L164 127H166V128H168V129H171V127ZM191 126V127H190ZM51 127V128H50ZM52 127H53V129H52ZM58 127L60 128V129H58ZM63 127V128H62ZM66 127H68V128H70V129H68V128H66ZM84 127H85V123H84ZM83 126H82V130H84L83 128H84ZM143 127V128H142ZM160 127V126H159ZM177 127V128H178ZM187 127H190V130L191 129H193L192 130V133L189 135V137H191V135H192V137H191V139L193 138V140H194V137H195V133H196V131H195V129H194V126H192V125H188ZM27 128V127H26ZM31 128V129H30ZM36 128L38 129V130H36ZM39 128H40V130H39ZM65 128H66V130H65ZM88 127H86L85 128V130L87 129ZM158 127L156 126V129H157ZM176 128V129H177ZM179 128H178V130H179ZM27 129V130H28ZM43 129H46L45 130V132L44 131H42ZM48 129H50V130H48ZM63 129V130H62ZM73 129H74V131H73ZM155 129V130H156ZM159 129H161V128H159ZM164 129V128H163ZM167 129V130H168ZM33 130V131H32ZM54 131V134L52 135V131ZM62 130V133L61 132H58V131H61ZM66 132H65V131ZM80 130V132L82 131L81 129H79ZM84 130V131H85ZM88 130V129H87ZM155 130H153V132H154V134L152 133L151 135L153 136H156L157 137V135H159V134H157V133H155ZM177 130V131H178ZM185 130H186V128H185ZM185 130H179V132L181 131V133H184L183 134V136H186V134H187V132L185 131ZM188 130H189V128H188ZM51 133H50V132ZM73 131V132H72ZM89 131V130H88ZM170 130H168V131H166V132H169ZM171 131L172 132H174L173 133V135L175 134V129H174V131H173V128L171 129ZM170 131V132H171ZM177 131H176V133H177ZM194 131H195V133H194ZM43 132H44V135H43ZM48 132H49V136H48ZM147 133L149 132V131H146ZM150 132L148 133V136H151L150 135ZM166 132H163V133H166ZM179 132L177 133V135H175V136H173L172 138L170 137V133L169 134H167V135H169V136H167V138L165 139L166 141L167 140H169V141H171L170 139H168V138H171L172 139V148H173V151L175 152V148H174V144L173 143H175L176 145H177V142L176 141H179V140H181V142L183 141V143H181L180 141H179V143H181V144H183V146L186 148L187 146H188V143H190L188 140H186V139H183V137L180 139L179 138ZM190 132V131H189ZM189 132H188V134H189ZM35 133V134H36ZM46 133V134H45ZM58 134V133H60L59 135H61V136H63L62 138H61V136H55L56 134ZM75 133V134H74ZM78 133V134H77ZM82 133V132H81ZM85 134H89V132H84ZM84 133H82V134H84ZM145 133V132H144ZM163 133H161L162 135H163ZM180 133V135H182ZM194 133V134H193ZM51 134V135H50ZM79 136V138L81 137V140H79V138H78V136ZM85 134H84V136H85ZM187 134V135H188ZM33 136V138L35 139V143L36 142H38V143H36V147L34 146V142H31L33 139H30L31 138V136ZM74 135H76L77 137L75 138V139H72L73 138V136ZM90 135H93V134H90ZM89 135V136H90ZM161 135V136H162ZM166 135V134H165ZM165 135H163L164 136V138L166 137ZM69 136V137H68ZM147 136V135H146ZM160 136V137H161ZM163 136H162V139H164L163 138ZM41 137H43L42 139H41ZM46 137H48V138H46ZM60 139H59V138ZM71 137V138H70ZM92 137V136H91ZM91 137H89L90 139H91ZM95 136H93V138H94ZM142 137H145L144 135H142ZM188 137V136H187ZM57 138L59 139V140H57ZM70 138V139H69ZM91 139L92 141H95V139ZM149 138H151V139H153L152 137H149ZM41 139V140H40ZM46 139V140H45ZM52 139L51 140H49V141H52ZM69 139V140H68ZM78 139V140H77ZM85 139H88L87 137L86 138H84V140ZM178 139V140H177ZM183 139V140H182ZM196 139V138H195ZM31 140V141H30ZM73 142H72V141ZM164 140V141H165ZM189 140H190V138H189ZM66 141V142H65ZM74 141H79L78 143L76 142V144L78 145H76V147H79V148H81V149H79V148H77V150H75L74 148V146L72 145V143L74 144ZM87 141V140H86ZM90 140H88V142H89ZM164 141H163V144H165V143H167V148H168V142L169 141H167V142H165L164 143ZM191 141V140H190ZM196 140H194V142H195ZM32 143L33 144V146L31 147V145L32 144H30L29 145V143ZM43 142V143H44ZM53 142V141H52ZM70 142V143H69ZM95 142H97V141H95ZM95 142H91L90 141V144L92 143V146L94 147L95 146ZM192 142V141H191ZM64 143L65 144H67V145H65L64 146ZM70 145H69V144ZM134 143V144H133ZM133 143H131L132 144V148H131V150L130 151H132L133 152V150H134V152H133V154H132V158H133V162H132V158L130 157L131 156V154H129V159H130V161L132 162V165L130 164L131 162H129V164L130 165H128V167H132V168H135L134 166H136V163H137V166L136 167H138V164H140L141 163V161L142 160H139L138 158H139V156H138V153H137V151L139 150V148H140V146L138 147V146H136L137 145V142H136V144H135V142H133ZM196 143V142H195ZM46 144V143H45ZM88 144V143H87ZM163 144H160V145H163ZM169 144L171 145V143L169 142ZM40 145V146H39ZM72 145V146H71ZM133 145H135L134 147H133ZM158 146L159 147V149H158V155H157V158H159V156L160 157H163L164 156V154H166V156H168L170 153V155L172 156L173 155V157L175 156V154H178L177 153V151H179V152H184L183 151V149H185L184 147L183 148H181L180 150H179V148L180 147H182V145L180 146L179 144V148H178V150L176 151V153H174L173 151H172V148L170 147V149H171V151L170 150H168V153H165V152H167L166 151V147H165V145H164V149L163 148H161L160 149V147L161 146ZM39 146V147H38ZM91 146V145H90ZM104 146H106V145H101V148H100V150L101 149H103V147ZM66 147H67V151L69 150L70 152L68 153V152H64V148H65V151H66ZM69 147H71V148H69ZM72 147H74V148H72ZM88 147V148H87ZM95 147H100V145H98V143L96 144V146ZM94 147V148H95ZM137 148V150H135L136 148ZM157 147V148H158ZM88 149V151H87V149ZM156 148V147H155ZM157 148H156V150H157ZM75 150V152L74 151H72V150ZM84 149V150H83ZM89 149H90V151H89ZM93 149V148H92ZM106 150H108L107 152H109V148L106 146V148H105ZM35 150V151H34ZM78 150H83L84 152L82 153V152H80V154H81V157L79 156L80 154H78L79 152H77ZM86 150V151H85ZM95 150H96V148H95ZM94 150V151H95ZM99 150V148L96 150V151H98ZM105 150V151H106ZM155 149H154V151H156ZM164 152V150H165V152H164V154H163V156H162V154H160V153H162V151ZM94 151H93V154H94ZM154 151H150V153L152 152V154L151 155H154V158H156V153L154 152ZM74 152V153H73ZM77 152V153H76ZM103 153H107V152H104V151H102ZM132 152H130V153H132ZM155 154H154V153ZM157 152V151H156ZM172 152H173V154H172ZM181 152V153H182ZM63 153H65V155L63 154ZM70 153H73V154H71V156H72V158H70L71 156H70ZM100 154H101V152H99ZM98 152L97 153H95L96 155L97 154H99ZM102 153V154H103ZM140 153V152H139ZM150 153H148V155L146 154H144L143 156H146V157H140V159H143L144 158V161H142V163L143 164H141V166H142V168H144L145 167V163H147V162H145V161H147V159L146 158H148V157H151V156H149L150 155ZM66 154H67V156H66ZM69 154V155H68ZM141 154V153H140ZM139 154V155H140ZM160 154V155H159ZM168 154V155H167ZM183 154V153H182ZM73 155H76V157H74ZM87 155V154H86ZM142 155V154H141ZM140 155V156H141ZM184 155V154H183ZM66 156V157H65ZM79 156V157H78ZM166 156L163 158V160H164V162L167 160L168 161V159H166ZM170 156V157H171ZM178 156H180V154H178L176 157H174V159H176V158H178ZM63 157V158H62ZM136 157V158H135ZM169 157V158H170ZM65 158V159H64ZM151 158H153V157H151ZM181 158V163H179V159ZM180 158H178V159H176V160H174L173 158V160L177 163V165H178V167L180 168V169H182V171L184 170L185 171V167L188 165V163L187 162H185L186 161V159H187V157H186V159L183 157L182 158V155H181V157ZM74 159V160H75ZM134 159L137 161H135V163H134ZM166 159V160H165ZM138 160H139V162H138ZM149 160V159H148ZM171 160V159H170ZM185 160V161H184ZM167 161H166V163H167ZM172 161V160H171ZM178 161V162H177ZM188 161H190V163H189V165L188 166H190L191 165V167H192V162L195 164L196 163V161H193V160H189L188 159ZM169 162V161H168ZM175 162H169V164H167V166L166 167H162L161 166V168H159V169H161V171H162V168H164V170L166 171L167 170V172L169 173V169H171V167H172V165H174V164H176ZM174 163V164H173ZM183 163V164H182ZM186 163H187V165H186ZM63 164V163H62ZM163 164V162L161 163V165ZM172 164V165H171ZM184 164H185V167H184ZM146 165H148V164H146ZM166 165V164H165ZM169 165H170V167H169ZM177 165H176V167H177ZM183 165V166H182ZM68 166V167H67ZM163 166H164V164H163ZM194 166V169H192V168H190L191 169V171L189 170V172L187 173V171H188V169L186 170V172H182V173H184V174H190L191 176H189L188 175V177H192L193 175H195L196 173H197V171H198V169L197 168H195V165H193ZM242 166V165H241ZM169 167V168H168ZM66 168V169H65ZM168 168V169H167ZM173 168V167H172ZM178 168V169H179ZM159 169H157V171L159 170ZM177 169V168H176ZM175 169V170H176ZM197 169V170H196ZM174 170V169H173ZM174 170V171H175ZM194 172H193V171ZM154 171H156V170H154ZM165 171H163L164 173H165ZM177 171V170H176ZM163 172H161V173H163ZM163 173L164 174V176L165 177H163L162 178V180H164V181H162V180H160L161 178L160 177H158L159 176V174L157 175V177L156 178H159V179H154V181L153 180H150L151 182L153 181V184L152 185H156V184H158L159 182H160V184H161V181H162V185H161V188H162V186H163V182H164V186L166 185L165 183L167 182L168 183V181H166V179L168 180V176H167V174L168 173ZM171 172V171H170ZM179 174H180V178H181V173L179 172V170L177 171ZM177 172H174V174H173V171H172V173H169V174H172V175H175V173H176V180L174 179V182H172L173 184H175L174 186H173V184H171V181H173L172 179L174 178V176L172 177V175H170L171 176V178H170V180L171 181H169V183H168V188H170V187H174L175 189H176V187L175 186H177V183L179 184V183H181V182H179V181H181V179L183 178V175H182V178L180 179L179 177H177ZM152 173V172H151ZM151 173H149L150 175H151ZM155 173H157V172H155ZM193 173H195V174H193ZM60 174H63L64 176H66V174H64V173H60ZM163 174H160V176L161 175H163ZM168 174V175H169ZM179 174H178V176H179ZM246 176H248V172L245 174ZM149 176V175H148ZM155 176V175H154ZM154 176H150L151 178H154ZM169 176V177H170ZM185 176V175H184ZM187 176V175H186ZM167 177V178H166ZM149 178V177H148ZM178 178V179H177ZM187 178V177H186ZM185 178H183V180H184ZM148 180V182H149V179H147ZM146 180V181H147ZM155 180H158V183H154V182H156ZM160 180V181H159ZM177 180H179L178 182H177ZM182 180V181H183ZM147 183V182H146ZM145 183V181H144V184L145 185H147L148 187L150 186V183H148V184H146ZM142 186V187H145V190H144V192L147 194V195H149L150 194V196H151V193H150V191L149 192H146V187L147 186ZM180 185V184H179ZM179 185L177 186L178 187V189H179ZM163 186V188L162 189H165V187ZM148 187H147V191L148 190H150V189H148ZM157 187H160V185H158ZM157 187H153L152 186V188L153 189H156ZM172 187V188H173ZM168 188H167V185H166V189H165V191H169L168 190ZM162 189H159V192H161V190ZM143 192V193H144ZM162 192L164 193V191L162 190ZM160 193V194H162L163 196H164V194L163 193ZM174 193H175V191H173ZM172 192V193H173ZM173 193V194H174ZM176 193H178V192H176ZM175 193V195L174 196H176L177 194ZM146 194H143V199H142V201L146 198L145 196H147ZM173 194H170V191L169 192H167V195H169V196H173ZM145 195V196H144ZM166 195V193H165V196L164 197H166L167 196ZM142 196V194L139 196V198ZM162 196V197H163ZM167 197V199H168V201H167V199H165L164 197H163V200H165V204H167V203H169L170 201H169V199L171 198L172 199V201H173V198H172V196L171 197ZM177 197V196H176ZM175 197V198H176ZM138 198V199H139ZM130 199H132V200H130ZM129 199V201H132L133 202V199L135 200V199H137V197L135 198V196L133 197V196H131V198ZM141 199V198H140ZM139 199V200H140ZM146 199H148V197L146 198ZM149 199L151 200V198L149 197ZM149 199L148 200H146V202H145V200L143 201V202H145L144 204H140L138 207H140V211L142 210V208H141V206L142 207H144L145 208V210L147 209V208H149V204L147 203V202H149ZM142 202V203H143ZM137 205L139 204V202H138V200H137ZM141 203V202H140ZM133 204V203H132ZM134 204H135V201H134ZM145 204H146V206H148V207H146L145 206ZM148 204V205H147ZM171 205V203L169 204V206ZM135 206H136V204H135ZM137 207V208H138ZM176 206L174 205L173 206V211H174V208H175ZM144 208H143V210H144ZM144 210V211H145ZM144 211H141V212H144ZM171 212V211H170ZM126 213H128V212H126ZM126 213H121L122 214V216L123 215H126ZM173 213H175V212H173ZM118 214H120V213H118ZM117 214V219H116V221H120L122 218V226L125 224V222L127 223V222H132L133 223V221L135 220L132 216V212H130V215H129V213L126 215V216H124V217H122L121 216V214H120V216H121V218H120V216ZM173 216L175 215V214H172ZM178 215V216H177ZM131 216V217H130ZM173 216H171V218L173 217ZM125 217H127V218H125ZM153 217V216H152ZM152 217H151V222L153 223V224H155V226L157 225H159V223H160V225L162 226V223L159 221L158 223H156L158 220H160V219H158V220H155L154 221V218H153V220H152ZM156 217V216H155ZM174 217H177L179 220H177V222H173L174 220L176 221V218L174 219L173 218V220H170L171 222H169L168 220V223H172L173 222V224H174V226L176 225V227H173L172 225H170V226H172V227H170V230H172L171 228H173V229H175V231L173 230V232L172 231H169V233L167 234V232H168V228H167V232H166V234L167 235H170V232H172L173 233V235H172V233H171V235L172 236H174V237H172L171 235V237L170 236H167V235H165V233H163L162 234V232L164 231L165 232V230H164V225H165V228H166V222L165 223H163V226L161 227H157L158 229V232H159V234H158V232H157V230L156 229H154L153 228V226L154 225H152L151 226V228H150V230L151 231H148L149 233V235H147V233H144V234H146V236H143V235H141V234H139V237L137 238V236H138V234H137V231L135 232L134 231V235H133V233L132 234H129V236H128V234H127V229H125V231H124V227L121 229V233L123 234V233H125L124 234V238L125 239H127V237H128V239L126 240V241H129V243H127L126 241H125V239L123 238V241H122V238L121 237H119L118 239H112L113 241H112V244L111 243H109V244H111V246H108L107 245V248H108V250L106 251V253H104L105 254V256L104 255H99V256H101V257H103V260H102V258L100 257V259H99V263H100V261H101V263L100 264H118L119 263V260L121 259V260H123V261H127V259H128V261L132 258V260H130L133 264H140V263H145V264H172L173 262H174V260H175V258H176V260H177V256H178V254L176 255V251H178L179 249H176L178 246H179V244L175 241V235H177V233H179V235L178 236H181V235H183V234H185L184 232H185V230L186 229H184V230H182V228H184L185 226H184V224L187 226V224L184 222L185 220H181L182 218H183V216L181 217L179 214H177L176 213V216H174ZM181 217V218H180ZM130 218V219H129ZM120 219V220H119ZM124 219H127V221L126 220H124ZM134 219V220H133ZM155 219H157V217L155 218ZM183 219H185V218H183ZM124 220V221H123ZM133 220V221H132ZM120 221V222H121ZM154 221V222H153ZM178 221H179V223L180 222H184L183 223V225H181V224H179L178 223ZM120 222H119V224H120ZM135 223H133V225L135 226V225H138L137 224V222L136 221H134ZM150 222V220H149V223H151ZM175 223H177V224H175ZM141 224V223H140ZM180 225V226H179ZM119 226V225H118ZM121 225L119 226V227H122ZM154 226V227H155ZM168 226V225H167ZM179 226V227H178ZM181 226H184V227H182L181 228ZM179 229H178V228ZM188 227V226H187ZM138 227L137 226H135V229H137ZM177 228V229H176ZM120 229V228H119ZM129 230V229H128ZM134 230V229H133ZM161 230V231H160ZM181 230H182V234H181ZM124 231V232H123ZM127 231V232H126ZM152 231L154 232V233H156V234H152ZM178 231V232H177ZM184 231V232H183ZM130 232H132V231H129V233ZM136 233V234H135ZM176 233V234H175ZM126 234H127V237H125L126 236ZM152 236H151V235ZM159 236H161L162 237V235H163V237L161 238V237H159ZM181 234V235H180ZM131 235H133V236H131ZM156 235V236H155ZM164 236H166L165 238H164ZM146 237V238H145ZM149 237H151L150 238V240H149ZM152 238H153V240H152ZM167 238V239H166ZM171 238V239H170ZM177 238V237H176ZM156 239V240H155ZM157 239H159V240H157ZM162 239V240H161ZM167 240L166 242L164 241V240ZM174 239V240H173ZM114 240H115V242L116 241H119L118 243L121 245H117L118 243L116 242H114ZM134 240V241H133ZM142 240V241H141ZM151 240L152 241H154V242H151ZM124 241H125V243H124ZM164 242V243H162V242ZM169 241H170V243H169ZM114 242V243H113ZM132 242V243H131ZM175 242V243H174ZM123 243V244H122ZM131 243V245H129ZM159 243V244H158ZM161 243V244H160ZM166 243H167V245H166ZM128 244V245H127ZM165 244V250H164V247H163V245ZM173 244V245H172ZM175 244V245H174ZM133 245V246H132ZM150 245V246H149ZM162 245V246H161ZM188 245V244H187ZM123 246H124V248H123ZM129 246V247H128ZM167 246V247H166ZM177 246V247H176ZM181 246V245H180ZM189 246V245H188ZM188 246H186L187 247V249H186V252L187 253H189L188 255H190V258H191V256H192V253H191V249L192 248H189L188 249ZM122 248L121 250H119V248ZM135 247V248H134ZM173 247H175V248H173ZM190 247V246H189ZM144 248H145V250H144ZM166 248H167V251H166ZM161 249V250H160ZM182 249V248H181ZM141 250H143V251H141ZM173 250V251H172ZM176 250V251H175ZM188 250V251H187ZM126 251H127V253H126ZM130 253H129V252ZM132 251H134V252H132ZM136 251H138V252H136ZM120 252V253H119ZM122 252V253H121ZM143 252V253H142ZM179 253L181 252V251H178ZM177 252V253H178ZM132 253V254H131ZM134 253V254H133ZM28 254V256L30 255L32 258L31 259H29L30 258V256H29V260H33L34 261V256L35 255H37L36 256V258L38 257H40L38 254H35L34 253V256L32 255V253L30 254V253H27ZM131 254V255H130ZM170 254V255H169ZM126 255H128V256H131V257H127L126 258ZM141 255H143V256H141ZM168 255H169V257H168ZM123 256V257H122ZM140 256V257H139ZM171 256V257H170ZM176 256V257H175ZM126 258V260H124L125 258ZM136 257V258H135ZM139 257V258H138ZM172 257H174V259H170V258H172ZM37 258V260L36 261H38L39 259ZM123 258V259H122ZM150 258V259H149ZM41 259V258H40ZM97 259H98V257H97ZM143 259V260H142ZM162 259V260H161ZM169 259V260H168ZM121 260H120V262H121ZM142 260V261H141ZM146 260V261H145ZM160 260V261H159ZM165 260V261H164ZM195 260V259H194ZM36 261H35V263H36ZM240 261V260H239ZM30 262V261H29ZM139 262V263H138ZM191 262H194V261H192V258H191ZM240 262H242V261H240ZM31 263V262H30ZM194 263H196V262H194ZM239 263V262H238ZM32 264V263H31ZM96 264H97V261H96ZM120 264V263H119ZM192 264V263H191ZM240 264H242V263H240Z\"/></svg>","mask_w":264,"mask_h":264}]
</instances>
